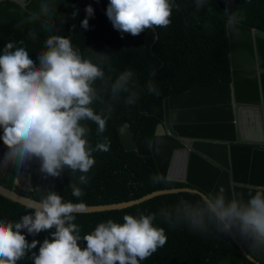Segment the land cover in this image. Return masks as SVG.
I'll return each instance as SVG.
<instances>
[{"label": "trees", "instance_id": "16d2710c", "mask_svg": "<svg viewBox=\"0 0 264 264\" xmlns=\"http://www.w3.org/2000/svg\"><path fill=\"white\" fill-rule=\"evenodd\" d=\"M108 4L109 0H101L105 12ZM42 5H47L46 12ZM89 5L94 15L84 29L81 23ZM228 14L234 15L237 23L264 32V0H203L199 7L197 0H174L169 26L146 29L135 37L115 30L108 17L98 11L96 0H31L26 8L1 11L0 54L6 44L13 43L16 48H25L38 66L45 41L57 35L70 39L84 59L102 70L103 77L92 85L96 98L90 107L107 118L105 131L99 133L91 120L81 124L89 129L85 138L93 149L105 139L109 146L108 151L92 152L95 163L87 173L64 167L59 177L46 176L40 171V161L33 159L19 171L11 163L6 168L0 165V183L37 200L51 190L64 202L90 205L133 201L154 191L187 187L162 180L151 157L124 149L117 127L127 123L135 140L149 141L162 121L166 97L192 87L230 82ZM6 151L0 140V160ZM20 171L30 174L31 184L26 188L15 185ZM81 175L86 176V183L80 181ZM71 185L80 188L83 195L74 196ZM199 207L200 196L171 193L121 210L73 213V223L83 238L109 219L122 224L125 215H154L153 224L164 229L167 241L140 264H255L214 222L205 218L203 229L192 226L191 214ZM26 214H31L27 206L0 195V220L19 222ZM54 231L35 236L22 231L29 243L36 240L39 244L17 264H33L32 254H38L40 244L51 239ZM235 234L246 252L264 264V245L254 242L247 248ZM80 247H86L83 239Z\"/></svg>", "mask_w": 264, "mask_h": 264}, {"label": "clouds", "instance_id": "9594fccd", "mask_svg": "<svg viewBox=\"0 0 264 264\" xmlns=\"http://www.w3.org/2000/svg\"><path fill=\"white\" fill-rule=\"evenodd\" d=\"M202 2L197 0V6ZM173 7L174 0H109L106 16L115 30L135 37L146 29L169 26ZM42 10L46 12L47 5H42ZM85 12L81 26L88 29L94 9L89 5ZM228 15L227 37L229 25L248 28ZM248 29L253 35L264 34ZM45 46L38 54V66L25 48H16L13 43L6 44L0 54V140L7 149L0 165L6 168L11 163L19 171L38 159L40 171L46 176L59 177L64 167L87 173L95 163L92 152L108 151L109 146L105 139L93 149L85 138L89 129L81 124L91 120L99 133L105 131L107 118L90 107L96 98L92 85L103 72L84 59L68 38L52 35ZM79 179L87 182L84 175ZM71 187L74 196L83 195L80 188ZM83 207L64 202L50 190L46 197L28 205L31 214L23 215L19 222L0 220V264H17L37 248L39 241L29 243L21 234L24 230L35 236L55 229L51 239L40 244L38 254H32L33 264H140L167 241L164 229L154 226V215L143 214L125 215L122 224L111 219L101 222L81 238L73 213ZM205 218L224 234L235 232L264 245V188L254 195L249 193L244 201L227 199L225 189L220 187L215 194L202 198V207L191 214L192 226L203 229ZM81 239L86 243L83 249Z\"/></svg>", "mask_w": 264, "mask_h": 264}, {"label": "water", "instance_id": "95a60500", "mask_svg": "<svg viewBox=\"0 0 264 264\" xmlns=\"http://www.w3.org/2000/svg\"><path fill=\"white\" fill-rule=\"evenodd\" d=\"M30 2L0 0V12L26 8ZM96 3L98 11L106 15L101 0ZM253 33L248 28L228 26L231 81L192 87L164 99L163 120L151 140H135L128 124L118 127L124 149L151 157L162 180L190 187L154 191L134 201L83 204L78 213L121 210L179 192L203 198L220 187L227 199L247 201L249 193L254 195L264 188V34ZM0 195L27 207L39 201L1 183ZM229 235L249 261L261 264L246 252L235 232ZM239 238L247 248L254 243Z\"/></svg>", "mask_w": 264, "mask_h": 264}, {"label": "rangeland", "instance_id": "374dc122", "mask_svg": "<svg viewBox=\"0 0 264 264\" xmlns=\"http://www.w3.org/2000/svg\"><path fill=\"white\" fill-rule=\"evenodd\" d=\"M22 173V172H21ZM19 173V175L21 174ZM17 186H20L22 188H26L27 186H29L31 184L30 181V174L29 173H24L21 174L18 179H17ZM16 185V184H15Z\"/></svg>", "mask_w": 264, "mask_h": 264}, {"label": "bare ground", "instance_id": "6f19581e", "mask_svg": "<svg viewBox=\"0 0 264 264\" xmlns=\"http://www.w3.org/2000/svg\"><path fill=\"white\" fill-rule=\"evenodd\" d=\"M241 34H244L243 31H241ZM213 187H214V186H213ZM213 187H212V190L214 189ZM217 191H218V189L216 190V192H217Z\"/></svg>", "mask_w": 264, "mask_h": 264}]
</instances>
